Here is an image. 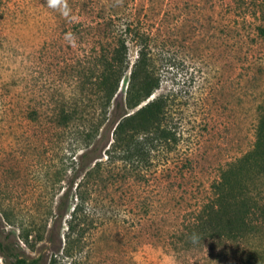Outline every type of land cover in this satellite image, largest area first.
<instances>
[{
	"label": "rangeland",
	"instance_id": "obj_1",
	"mask_svg": "<svg viewBox=\"0 0 264 264\" xmlns=\"http://www.w3.org/2000/svg\"><path fill=\"white\" fill-rule=\"evenodd\" d=\"M2 1L0 239L13 250L0 252V264H14L16 256L39 264H185L171 250L173 228L184 226L222 169L255 142L264 98V37L254 30L264 25L260 10L243 21L234 0ZM129 6L149 20L161 77L151 99L170 100L181 141L156 158L149 183L102 192L85 205L72 233L79 201L70 183V154L55 144L48 118L32 122L27 114L50 113L53 97L69 95V58L89 47L69 37V20L123 13ZM129 48L133 65L138 47L130 42ZM129 76L117 101L124 102ZM27 231L32 246L21 238ZM192 257L188 264H239Z\"/></svg>",
	"mask_w": 264,
	"mask_h": 264
},
{
	"label": "trees",
	"instance_id": "obj_2",
	"mask_svg": "<svg viewBox=\"0 0 264 264\" xmlns=\"http://www.w3.org/2000/svg\"><path fill=\"white\" fill-rule=\"evenodd\" d=\"M257 9L264 17V0H234L235 13L243 21L248 15L258 16L253 12ZM254 30L264 37V25ZM69 37L89 46L69 58V95L53 97L50 113L31 110L27 118L32 122L48 118L55 144L70 154V183L79 201L69 222L74 233L85 205L99 201L102 192L129 189L134 182L149 183L148 172L156 158L173 152L181 135L170 100L163 95L151 99L160 89L161 77L153 63L155 37L146 17L135 16L129 6L123 13L69 20ZM130 42L138 47L133 65ZM128 72L124 102L117 101ZM172 233L171 250L185 264L196 254L215 261L264 264V98L258 106L253 148L222 169L207 200ZM30 235L27 231L21 238L32 246ZM12 250L0 239V252ZM14 264L39 261L16 256Z\"/></svg>",
	"mask_w": 264,
	"mask_h": 264
}]
</instances>
